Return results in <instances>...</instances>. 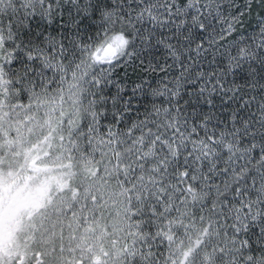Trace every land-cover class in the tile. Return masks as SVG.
<instances>
[{"label": "snow or ice", "instance_id": "1", "mask_svg": "<svg viewBox=\"0 0 264 264\" xmlns=\"http://www.w3.org/2000/svg\"><path fill=\"white\" fill-rule=\"evenodd\" d=\"M0 264H264V0H0Z\"/></svg>", "mask_w": 264, "mask_h": 264}]
</instances>
